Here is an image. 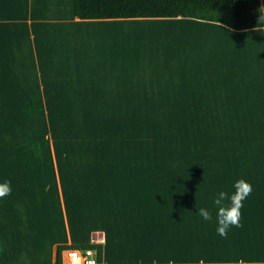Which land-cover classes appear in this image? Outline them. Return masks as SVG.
Wrapping results in <instances>:
<instances>
[{
	"label": "crops",
	"instance_id": "0c3cea01",
	"mask_svg": "<svg viewBox=\"0 0 264 264\" xmlns=\"http://www.w3.org/2000/svg\"><path fill=\"white\" fill-rule=\"evenodd\" d=\"M163 21L185 31L145 29ZM255 27L0 0V264H56L58 245L86 243L101 264H264ZM240 178L242 226L222 237L213 201Z\"/></svg>",
	"mask_w": 264,
	"mask_h": 264
},
{
	"label": "trees",
	"instance_id": "16d2710c",
	"mask_svg": "<svg viewBox=\"0 0 264 264\" xmlns=\"http://www.w3.org/2000/svg\"><path fill=\"white\" fill-rule=\"evenodd\" d=\"M259 8V0H72L73 14L79 18L190 16L234 29L255 27ZM66 246H94L100 259V245L63 244L57 247L56 264H60V249Z\"/></svg>",
	"mask_w": 264,
	"mask_h": 264
},
{
	"label": "clouds",
	"instance_id": "9594fccd",
	"mask_svg": "<svg viewBox=\"0 0 264 264\" xmlns=\"http://www.w3.org/2000/svg\"><path fill=\"white\" fill-rule=\"evenodd\" d=\"M259 16L257 18L256 27L253 31L264 30V5L259 9ZM234 192L229 193L220 191L213 203L216 206L217 216V233L222 237H227L230 227H241V209L243 208V201L251 194L252 186L245 179L240 178L233 184ZM11 194L10 181L0 184V199ZM198 214L205 220H212V213L207 208H199ZM153 264H156L154 261ZM173 264V262H169Z\"/></svg>",
	"mask_w": 264,
	"mask_h": 264
},
{
	"label": "built area",
	"instance_id": "2783aa9c",
	"mask_svg": "<svg viewBox=\"0 0 264 264\" xmlns=\"http://www.w3.org/2000/svg\"><path fill=\"white\" fill-rule=\"evenodd\" d=\"M60 264H101L94 246H66L60 249Z\"/></svg>",
	"mask_w": 264,
	"mask_h": 264
},
{
	"label": "rangeland",
	"instance_id": "374dc122",
	"mask_svg": "<svg viewBox=\"0 0 264 264\" xmlns=\"http://www.w3.org/2000/svg\"><path fill=\"white\" fill-rule=\"evenodd\" d=\"M260 4H261V2H260ZM176 25H178V27H176ZM145 29L147 31H150V30L151 31H155L156 30L158 32L163 33L164 35H168V33H170V32L173 33L175 31H181V30L185 31L184 27H182L180 24L175 23V22H170V21L169 22L168 21H163V22H158V23H155V24L149 23ZM187 31H193V30H187ZM240 43H238V45ZM251 65H253V64L251 63Z\"/></svg>",
	"mask_w": 264,
	"mask_h": 264
},
{
	"label": "water",
	"instance_id": "95a60500",
	"mask_svg": "<svg viewBox=\"0 0 264 264\" xmlns=\"http://www.w3.org/2000/svg\"><path fill=\"white\" fill-rule=\"evenodd\" d=\"M262 5H264V1L260 4V7H261Z\"/></svg>",
	"mask_w": 264,
	"mask_h": 264
}]
</instances>
